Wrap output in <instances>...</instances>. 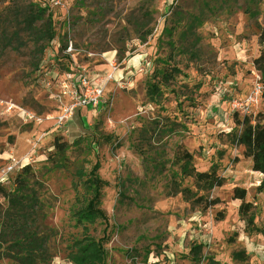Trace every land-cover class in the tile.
Segmentation results:
<instances>
[{
	"label": "rangeland",
	"instance_id": "rangeland-1",
	"mask_svg": "<svg viewBox=\"0 0 264 264\" xmlns=\"http://www.w3.org/2000/svg\"><path fill=\"white\" fill-rule=\"evenodd\" d=\"M262 26L264 0H0V186L13 194L22 179L28 195L15 207L0 194V264H72L85 233L104 248L93 264H264L262 174L231 132L232 100L253 94L249 113L264 108L253 64ZM80 68L113 73L101 107L76 110L66 133L19 115L58 114L52 84ZM211 168L223 184L202 188L194 173ZM89 171L101 218L84 228L75 213Z\"/></svg>",
	"mask_w": 264,
	"mask_h": 264
},
{
	"label": "trees",
	"instance_id": "trees-1",
	"mask_svg": "<svg viewBox=\"0 0 264 264\" xmlns=\"http://www.w3.org/2000/svg\"><path fill=\"white\" fill-rule=\"evenodd\" d=\"M258 42L262 46V49L257 57L254 58L253 64L255 68L259 71L260 82L264 86V26L259 27ZM175 68L172 69V71ZM168 74L164 73L166 78ZM149 94L151 97L155 95L156 84L152 83L149 86ZM262 97L264 99V90L262 92ZM233 122L235 124L234 128L231 130L233 141L237 145L243 147V154L245 157L250 158L251 168L253 171H257L262 174L261 182L258 186L259 191L264 190V108L257 111L255 114H244L240 115L236 112L233 113ZM61 138L55 139V147L57 150L62 151L65 149L66 143L60 141ZM177 158L182 161V170L187 174H192L191 161L192 155L181 148L178 150ZM29 167L24 168V172H27ZM81 175V174H80ZM197 183L200 184L202 188L211 189L214 186H220L223 184V178L217 175L216 170L211 168L210 170L194 173ZM80 176L82 177L81 186L83 187L85 193L90 195L88 204L81 208L76 215V223L86 227L87 224H93L98 218H101V213L97 209L96 204L100 198V181L101 179L94 174V172L89 171L86 174ZM22 179L17 182L16 192L9 194L6 190L0 186V194L4 195L6 198L13 202V205H22L25 200H27L28 195H25L24 188L22 187ZM235 196L237 198H244L246 196V190L243 188H235ZM215 204V200H210L209 205ZM251 203H242L240 207V213L242 216L246 217L247 230L253 232L255 226L253 225L254 214L250 212ZM250 212V213H249ZM249 214V215H248ZM264 235V227L261 230ZM237 235L234 233L233 239ZM196 253V252H193ZM70 261L72 264H93L96 260L104 254V248L101 241H95L93 238L89 237L86 233L79 239H74L71 243L70 250ZM241 251L234 252V257L239 258L241 256Z\"/></svg>",
	"mask_w": 264,
	"mask_h": 264
},
{
	"label": "built area",
	"instance_id": "built-area-1",
	"mask_svg": "<svg viewBox=\"0 0 264 264\" xmlns=\"http://www.w3.org/2000/svg\"><path fill=\"white\" fill-rule=\"evenodd\" d=\"M112 67L115 66L112 64ZM52 85L56 90L51 96L60 103L58 114L39 117L28 109L20 108L18 113L28 122H34L36 124H41L44 120H52L54 130H62L63 133H66L68 132L66 125L75 114L76 110L85 108L94 110L101 107L106 94L116 86V82L114 81L111 71L105 74H98L92 73L86 68H80V70L65 72L64 79L61 80L60 83H53ZM263 90L264 86L260 82V75H258V79L254 84V94H260ZM64 98L67 101H64ZM253 100V94L249 95L248 99L244 101L238 102L237 100H232L231 108L233 113L236 112L240 115L251 114L243 104L247 103L249 105ZM42 134L44 135V133ZM43 135L32 142L33 149L36 148L39 139H41ZM11 168L10 166L9 169Z\"/></svg>",
	"mask_w": 264,
	"mask_h": 264
},
{
	"label": "crops",
	"instance_id": "crops-1",
	"mask_svg": "<svg viewBox=\"0 0 264 264\" xmlns=\"http://www.w3.org/2000/svg\"><path fill=\"white\" fill-rule=\"evenodd\" d=\"M76 114V113H75Z\"/></svg>",
	"mask_w": 264,
	"mask_h": 264
}]
</instances>
